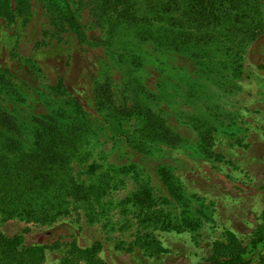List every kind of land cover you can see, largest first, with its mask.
I'll return each instance as SVG.
<instances>
[{"label":"rangeland","instance_id":"obj_1","mask_svg":"<svg viewBox=\"0 0 264 264\" xmlns=\"http://www.w3.org/2000/svg\"><path fill=\"white\" fill-rule=\"evenodd\" d=\"M106 1L66 0L86 44L39 0H28L26 13L9 4L10 17L0 16V113L14 120L12 131L26 150L34 119L51 108L69 113L67 102H76L101 127V144L84 149L101 151L108 164L133 166L165 196V209L182 228L155 232L162 252L149 257L101 243L97 256L106 264H203L227 234L254 258L258 250H250L249 241L264 210V0H237L245 16L256 12L260 20L253 39L226 40L225 19L208 32L186 33L206 37L198 47L167 42L171 32L189 26L178 12L182 0H163L170 12L150 37L108 32L100 17ZM145 119L152 130L148 148L130 146L125 136L144 135ZM13 237H20L18 252L40 247L42 264H59L97 234L68 217L38 224L0 215V243ZM2 252L0 245V264L16 263Z\"/></svg>","mask_w":264,"mask_h":264},{"label":"trees","instance_id":"obj_2","mask_svg":"<svg viewBox=\"0 0 264 264\" xmlns=\"http://www.w3.org/2000/svg\"><path fill=\"white\" fill-rule=\"evenodd\" d=\"M239 1L182 0L181 8L177 9L189 26L187 30L180 26L176 32H171L172 40L167 38V42L174 46L198 47L204 44L205 36L189 39L186 33L192 28L208 32L209 25H220L225 19L230 23L223 28L228 33L224 36L226 40L237 45L253 39L261 27L260 20L256 12L245 16L244 11H240ZM39 2L74 33L79 44L87 43L66 0ZM168 2L160 0L153 5L149 0H110L103 4L100 17L108 32L132 30L150 37L159 30L155 25L162 23L166 10H170ZM9 4L18 13L29 9L28 0H0V16L10 17ZM67 103L70 114L51 108L33 120L32 142L26 150L23 138L12 131L16 127L14 120L8 118L6 122L4 113H0V127L5 131V137L0 139V215L5 220L38 224L68 217L79 225L92 226L97 234L92 244L85 249L72 248L59 264H106L97 256L101 243L111 244L118 252L159 255L162 248L155 232L182 228L165 209V196L133 166L111 165L106 163L101 151L85 150L87 146L101 144L98 140L101 127L94 126L76 102ZM150 125L145 119V134L127 135L125 141L132 147L148 148L146 141L152 134ZM157 175L162 185L171 191L167 173L160 170ZM261 189L264 191V172ZM121 194L124 196L119 198ZM259 218L260 224L249 241L250 250H258L254 258H246V250L227 234L225 243L213 245L211 256L203 264H264V251L259 250L264 245V210ZM19 242L20 237L1 241L5 258L17 257L15 264L43 263L40 247L18 252Z\"/></svg>","mask_w":264,"mask_h":264}]
</instances>
